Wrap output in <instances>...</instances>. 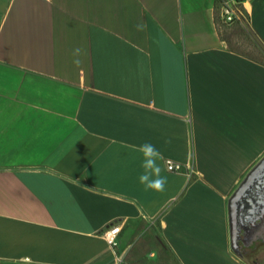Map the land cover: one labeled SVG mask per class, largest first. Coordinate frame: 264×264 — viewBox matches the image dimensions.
<instances>
[{"label": "crops", "instance_id": "0c3cea01", "mask_svg": "<svg viewBox=\"0 0 264 264\" xmlns=\"http://www.w3.org/2000/svg\"><path fill=\"white\" fill-rule=\"evenodd\" d=\"M241 9L264 48V0ZM144 142L163 191L139 181ZM263 155L264 59L215 0H0V264H253L228 201ZM245 248L264 264V239Z\"/></svg>", "mask_w": 264, "mask_h": 264}, {"label": "water", "instance_id": "95a60500", "mask_svg": "<svg viewBox=\"0 0 264 264\" xmlns=\"http://www.w3.org/2000/svg\"><path fill=\"white\" fill-rule=\"evenodd\" d=\"M231 248L244 258V249L264 239V155L247 172L228 201Z\"/></svg>", "mask_w": 264, "mask_h": 264}, {"label": "rangeland", "instance_id": "374dc122", "mask_svg": "<svg viewBox=\"0 0 264 264\" xmlns=\"http://www.w3.org/2000/svg\"><path fill=\"white\" fill-rule=\"evenodd\" d=\"M226 1L227 0H215V11L218 16V26L223 38L228 41L229 45L233 49L246 53L254 58L264 59V48L260 45L249 29L245 15L241 14L239 18H235L232 22L223 21L221 8ZM148 247L150 248V246H147L146 249H148ZM138 251L143 257L147 258L145 264H159L158 261H149L148 253L151 252V250L146 251L143 249L142 251Z\"/></svg>", "mask_w": 264, "mask_h": 264}, {"label": "clouds", "instance_id": "9594fccd", "mask_svg": "<svg viewBox=\"0 0 264 264\" xmlns=\"http://www.w3.org/2000/svg\"><path fill=\"white\" fill-rule=\"evenodd\" d=\"M51 3L52 0H47ZM81 49L76 48L73 51L74 63L79 65L80 61L78 59L81 54ZM136 151L142 154L141 168L143 172L139 176V181L144 185L145 190H155L163 191L167 183V177L161 175V168L157 163L159 160L163 159V154L156 148V146L150 142H144L136 148ZM155 253H149L148 259H154Z\"/></svg>", "mask_w": 264, "mask_h": 264}, {"label": "built area", "instance_id": "2783aa9c", "mask_svg": "<svg viewBox=\"0 0 264 264\" xmlns=\"http://www.w3.org/2000/svg\"><path fill=\"white\" fill-rule=\"evenodd\" d=\"M243 0H227L221 8V15L224 22H232L235 18H239L242 13L241 3ZM237 5V6H236ZM239 5V7H238ZM167 169L173 172H180L185 166L183 163L176 162L171 159L166 160ZM121 232V227L118 224L111 225L104 231V236L109 246L114 249L118 246V236Z\"/></svg>", "mask_w": 264, "mask_h": 264}, {"label": "flooded vegetation", "instance_id": "af4514ba", "mask_svg": "<svg viewBox=\"0 0 264 264\" xmlns=\"http://www.w3.org/2000/svg\"><path fill=\"white\" fill-rule=\"evenodd\" d=\"M244 258L247 259L249 262H252L253 264L256 262V257L255 254L252 250H246V248L244 249ZM254 256V257H253Z\"/></svg>", "mask_w": 264, "mask_h": 264}, {"label": "trees", "instance_id": "16d2710c", "mask_svg": "<svg viewBox=\"0 0 264 264\" xmlns=\"http://www.w3.org/2000/svg\"><path fill=\"white\" fill-rule=\"evenodd\" d=\"M241 11H242V9H241ZM215 20H216V22H217V24H218V16H217L216 11H215Z\"/></svg>", "mask_w": 264, "mask_h": 264}]
</instances>
